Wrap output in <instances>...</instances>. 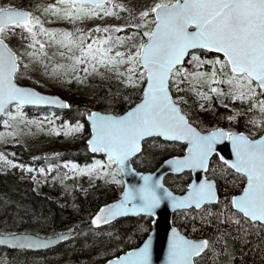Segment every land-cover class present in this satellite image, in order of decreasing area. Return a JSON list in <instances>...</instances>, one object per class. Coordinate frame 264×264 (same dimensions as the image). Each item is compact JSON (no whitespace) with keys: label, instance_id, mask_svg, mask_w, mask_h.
<instances>
[{"label":"snow or ice","instance_id":"snow-or-ice-1","mask_svg":"<svg viewBox=\"0 0 264 264\" xmlns=\"http://www.w3.org/2000/svg\"><path fill=\"white\" fill-rule=\"evenodd\" d=\"M125 12L127 16L121 17ZM41 14L48 19L0 7V117H6L4 127L11 129L0 133V143L28 134L25 128L32 126L43 131V122L26 119L25 106L71 108L30 89L27 82L33 72L40 71L60 85H84L91 77L115 78L127 91L118 88L111 102L131 104L133 93L139 102L123 115L92 111L87 145L92 153L101 154V160L85 168L73 164L70 171L121 185L120 177L131 171L133 158L155 156L160 148L176 146L179 154L164 163L177 176L189 177L186 188L174 195L161 178L141 175L139 186L123 188L118 202L99 208L91 220L96 229L124 217L149 218L143 229L137 223L135 231H143V238L136 236L139 242L124 249L117 246L116 258H108L107 264H154L149 232L151 218L162 205L198 222L201 229L215 226L218 233L211 240H195L172 228L166 264H206L209 253L213 264H235L232 242L249 244L250 235L264 241V135L255 139L223 129L203 135L192 126L184 107L189 94L197 98L202 111L214 100L224 108H228L225 101L247 104V111L259 114L248 123L264 130V0H158L138 12L135 5L129 7L117 0H55L43 5ZM52 18L73 24L74 31L46 28ZM105 18L124 19L125 24L97 26L90 31L75 27L77 21ZM52 48L55 51L50 55ZM57 55L64 63L54 60ZM235 116L230 115L229 120ZM44 119L54 124L52 117ZM84 129L85 124L65 123L51 131L70 136ZM224 141L230 142L234 159L220 156L222 164L215 162L213 167L216 146ZM0 161L5 167L34 171L4 153H0ZM39 171L44 175L46 170ZM200 173L205 174L203 178ZM229 184L238 185L240 193L232 191ZM192 227L197 231L196 223ZM73 231L70 228L57 239L70 240ZM107 235L119 242L125 240L110 231ZM0 243L23 251L49 248L53 239L11 234ZM257 250L264 258V247Z\"/></svg>","mask_w":264,"mask_h":264},{"label":"trees","instance_id":"trees-1","mask_svg":"<svg viewBox=\"0 0 264 264\" xmlns=\"http://www.w3.org/2000/svg\"><path fill=\"white\" fill-rule=\"evenodd\" d=\"M189 70H191L190 66ZM95 86L97 92L92 101L86 97H76L70 101L71 108L69 110L58 111L63 115L62 120L64 122L85 124L86 139L79 141L72 147L56 148L46 153L40 152L37 155H32L33 151L25 149L22 145L6 146L1 149L13 161L22 165L43 169L52 167L53 172L50 177L54 176L56 181L49 183V177L40 178L41 191H37V181L31 178L32 174H27L18 169H15L14 172L0 173V234L22 232L40 236H55L67 233L70 228L74 231L71 232L70 240L48 251H13L0 248V264H104L108 258H115L117 246L119 249H124L127 244L139 242L136 236L143 238V231L136 233L135 230L138 222L143 229L144 225L149 222L147 217L122 218L118 222H113L112 225L102 226L101 229H96L91 224V220L98 213L99 208L117 201L122 190L114 192L108 189L96 193H84L78 191L74 179L68 175L65 176L66 173L62 171L63 163L73 162L85 165L101 157V154L91 153L87 145L90 129L86 117L92 111L122 115L139 102L133 93L131 104L129 101L121 100L112 103V94L118 88L122 92L127 91L115 78L108 80L105 84L97 83ZM186 98L188 99V106L184 107L190 122L203 133L223 128L227 131L243 132L255 139L262 135V132L248 123L250 118L258 119V113L253 116L252 112L247 111V104L240 105L239 102L233 104L230 101H225L228 108H224L220 106L219 101L214 100L211 109L202 111L193 95L189 94ZM237 112L242 114L235 116ZM230 115L235 116V119L229 120ZM2 129L3 126L0 121V132ZM157 151L159 154L155 156L149 155L134 159V167L141 172H154L166 159L179 154V148L176 146H169L167 150L160 148ZM213 161V167L216 166L215 162L222 164L218 155L213 157ZM188 178V174H184L182 178L168 175L165 184L171 191L180 195L181 190L187 186ZM228 187L236 194L240 193L238 185L229 184ZM223 191L224 189L221 188V195ZM153 221L151 218V229ZM172 221L182 234L191 239L211 240L218 235L215 226L201 229L198 222H192L178 213L174 214ZM193 223H196L197 231H193ZM109 231L114 236L124 237V242L110 238L107 235ZM129 236L132 237L131 240L127 239ZM248 239L251 243L245 245L232 242L236 257L235 264H264V258L257 250L264 247V241L255 235H250ZM217 247L221 246L218 245ZM128 250L131 248L129 247ZM206 264H213L211 253L208 254Z\"/></svg>","mask_w":264,"mask_h":264},{"label":"rangeland","instance_id":"rangeland-1","mask_svg":"<svg viewBox=\"0 0 264 264\" xmlns=\"http://www.w3.org/2000/svg\"><path fill=\"white\" fill-rule=\"evenodd\" d=\"M119 3H124L129 7H132L133 5L136 6L137 12L144 6V5H151L154 2H158V0H117ZM46 3H55V0H0V7H10V8H20L25 9L33 13L34 15L40 16L42 20L48 19L46 15L41 14V10L37 11V6H40L42 8L43 5H46ZM121 17H126L127 13H121ZM53 19V23H45V27L49 29H56V30H67V31H74L73 24L67 22V21H59ZM125 24L124 19H116V18H105V19H96V20H89L85 21L83 23L77 21L75 24V27L84 29L85 31H90L91 29L99 26L101 28L103 27H109V26H122ZM117 35H123V33H119ZM20 51H23V48L20 49ZM55 51L54 48L49 49V54ZM55 61H58L60 63H64L63 60L57 55L54 57ZM32 79L27 82L28 87H32L36 90H38L41 93L48 94V95H58L62 99L71 101L75 99L76 97H86L88 100L92 101L95 93L97 92V87L95 84H105L108 80L104 79L102 80L100 77H91L88 79V81L84 85H79L75 82L72 84H56L54 81L49 80L47 77L40 74V71L33 72ZM81 76H83V73H80ZM36 81H39V83H36ZM117 81V80H116ZM195 97V96H194ZM195 100L197 98L195 97ZM214 101L211 104L206 105L207 109H211L213 107ZM200 109V108H199ZM14 111V110H13ZM26 119L30 121H36L38 124L40 122H43L42 127L43 131L38 130L36 126H32L30 129L25 128V132L28 133L26 135L19 136L17 139L12 140L9 139L7 143H0V153H3L1 151L2 148L6 146H17L22 145L25 149L33 151L32 155H37L40 152H48L49 150H53L56 148H64V147H72L75 144H77L79 141L86 139L87 135L85 134V129L82 133H78L75 135L65 136L63 134V131L60 135H56L54 132L51 131L53 127L59 129L62 124L68 123L70 126L74 125L76 123L71 122H64L62 120L63 115L59 113L56 110H27L24 109ZM55 114V115H54ZM52 117L54 120L53 125H49L47 121H45V117ZM58 117V118H57ZM6 117H3L1 122L3 129L0 133H5L8 131H11V129H6L3 124V119ZM259 118V114H258ZM80 123V122H77ZM82 124V123H81ZM260 132H264V130L258 129ZM6 157L10 160H12L10 157L6 155ZM106 159V158H105ZM97 160H101V157L96 158L93 162L85 165H80L73 162L63 163L62 164V171H64L70 178L74 179V183L76 184V189L78 191H82L84 193L87 192H98L102 190H108L118 192L119 190H123L124 183L122 177H120L122 184L121 185H113V184H107L105 183L104 179H96L95 177L89 178L87 175H79L76 173H73L70 171L71 165L75 164L79 166V168H85L90 167L91 165L95 164ZM13 161V160H12ZM16 164H20L16 161H13ZM68 164L69 167L65 168L64 165ZM33 168L34 171L29 173L26 170L24 171L27 174H32L31 178L35 177V180L37 181V191H41L42 184L40 183V178H47L49 177V183H53L56 181L55 177H50V175L53 172V168L51 172H48L47 169H45V174H40V169L33 166H25L24 168ZM20 170L19 168H15ZM14 168L11 167H5L2 161H0V173H7V172H14ZM49 169V168H48ZM21 171V170H20ZM121 196V195H120Z\"/></svg>","mask_w":264,"mask_h":264},{"label":"water","instance_id":"water-1","mask_svg":"<svg viewBox=\"0 0 264 264\" xmlns=\"http://www.w3.org/2000/svg\"><path fill=\"white\" fill-rule=\"evenodd\" d=\"M14 9L15 10H18V11H27V12H30L28 10L20 9V8H14ZM29 88L32 89V90H34V91H36V92H38V93H40L41 95H45V96H49V97H53V98L59 99L61 102L67 103V104L70 105V102L69 101L62 99L58 95H48V94L41 93V92H39L38 90H36V89H34L32 87H29ZM25 108L26 109H28V108L29 109L30 108H34V109H42V110L49 109V110H56V111H67V110H69V109H61V108H59L57 106H54V105L53 106H39V107H36V106H25ZM96 112H99L102 115H114V114H111V113H105V112H101V111H96ZM1 119H2V117H0V120ZM86 121L89 124V129H90V132H91V124L88 121V116L86 117ZM192 126L195 127L198 131H200L193 124H192ZM219 129H223V128H219ZM215 130H218V129H215ZM215 130H212V131H215ZM223 130L224 131H227L226 129H223ZM210 132H208V133H210ZM208 133L201 132V134H203V135H207ZM237 133H243V132H237ZM262 135H264V132H263ZM259 138H256V139H259ZM88 139H90V136H89ZM216 148H217V153H218V156L219 157L220 156H223L226 159H230V160L231 159H234V154L232 153V146H231L230 142L224 141L223 143L218 144L216 146ZM134 159H136V158H133V160ZM133 160L129 163V168L131 169V171L127 175H125V176L122 177L123 183H124V187L123 188H125L127 186H134V187L139 186L142 183V181L140 179V176L141 175H149L150 174V175H153L154 177H159V178L162 179V182L164 183L165 187H167L166 184H165V179H166V177L168 175H175V176H177V174L173 173L170 168H167L166 167L165 163H163L154 172H141V171H138L134 167ZM199 175L201 176V178H203L205 174L204 173H200ZM169 191H171V190L169 189ZM173 194L174 195H179V194H176L174 192H173ZM118 200L115 201V202H113V203L118 202ZM110 204H112V203H110ZM157 213L158 214L156 216L152 217L154 221H153V226H152L151 232L149 233L152 236L153 260H154V264H166L168 239L171 236V230H172V228H176L179 231V229L173 225L172 219H173V216H174V214L176 212H173V210L171 209L170 206L162 205L161 208L157 210ZM129 217L136 218V217H139V216H129ZM124 218H127V217H124ZM120 219H122V218H120ZM13 234H15L17 236L22 235V234L23 235H33V236H37V237H39L41 239H47V238L51 237L53 239V244L49 248H46V249L23 250V251H30V252H41V251L52 250V249L57 248L58 246L62 245L63 243H65L67 241V240H58L57 237L60 234L59 235H55V236H40V235H36V234L22 233V232L21 233H13ZM10 235L11 234H0V239H2L5 236H10ZM70 235H71V233H70ZM182 235H184V234H182ZM189 239H191V238H189ZM0 248H7V249L13 250V251H17L18 250V249H15V250L14 249H11L6 244H3V243H0ZM18 251H22V250H18ZM115 258H112V259H115ZM104 264H107V262H105Z\"/></svg>","mask_w":264,"mask_h":264}]
</instances>
